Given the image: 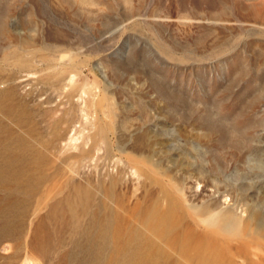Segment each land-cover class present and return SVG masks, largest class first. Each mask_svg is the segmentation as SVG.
I'll return each mask as SVG.
<instances>
[{
	"label": "rangeland",
	"instance_id": "rangeland-1",
	"mask_svg": "<svg viewBox=\"0 0 264 264\" xmlns=\"http://www.w3.org/2000/svg\"><path fill=\"white\" fill-rule=\"evenodd\" d=\"M0 264H264V0H0Z\"/></svg>",
	"mask_w": 264,
	"mask_h": 264
}]
</instances>
